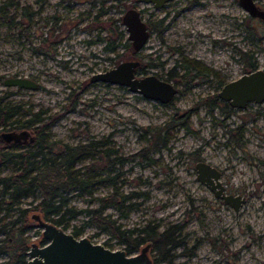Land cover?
<instances>
[{"label":"rangeland","instance_id":"1","mask_svg":"<svg viewBox=\"0 0 264 264\" xmlns=\"http://www.w3.org/2000/svg\"><path fill=\"white\" fill-rule=\"evenodd\" d=\"M6 1L10 0H0V7ZM21 1L32 6L31 0ZM203 2L202 9L171 11L167 20L166 9L138 4V0L125 2L126 6L111 11L99 22L94 21L93 13L82 15L89 9L83 6L71 14L62 12L61 19L68 18L59 24L62 31L57 33L55 8L30 19L31 14L20 12L22 6L11 7L8 13H0V97L8 94L5 100L23 105V111L32 108L34 112H47L44 116L52 125L48 132L53 153L64 144L91 140L106 141V148L120 149L129 158L122 167L120 192L140 196L134 199L137 206L127 218H121L114 208L107 213L123 229L150 222L159 223L162 229L167 225L179 227L182 246L171 252L170 264H264V102L250 103L229 114L220 107L212 108L226 103L218 94L224 83L252 71L238 50L248 53L256 70L264 69V52L260 50L264 48L260 43L264 24L248 18L233 0ZM134 5L146 10L143 18L147 22L163 20L164 27L169 25L162 38L152 35L135 57L125 46L132 45L122 21L126 9ZM120 32L125 34L122 39ZM99 37L111 41L117 53L109 52L106 42L85 44ZM57 41L61 42L55 54L52 44ZM40 48L48 54H38ZM131 59L142 62L139 76L156 74L166 78L180 61L188 65L199 62L209 71V77L199 83L195 78L179 84L178 94L167 104L126 86L92 81L95 74ZM60 61L68 62L66 68ZM174 73L183 75L185 70L176 67ZM13 76L34 79L39 88L5 86L4 80ZM174 117L187 121L190 129L177 130L168 147L160 152L146 149L151 137L147 129ZM2 132L0 128V135ZM4 150L0 144V152ZM140 152L142 155L133 157ZM199 160L222 170L227 192L246 198L239 212L197 180L195 165ZM92 161L87 158L81 166ZM0 171L11 172V163H0ZM111 190L110 183L103 182L95 196L106 197ZM89 199L75 195L71 203L85 208ZM32 200L27 199L25 205ZM86 219L81 215L73 224L82 227ZM33 223L29 231L32 242L43 246V228ZM81 237L113 251L127 249L92 226L84 227ZM3 259L6 257L0 261Z\"/></svg>","mask_w":264,"mask_h":264},{"label":"trees","instance_id":"2","mask_svg":"<svg viewBox=\"0 0 264 264\" xmlns=\"http://www.w3.org/2000/svg\"><path fill=\"white\" fill-rule=\"evenodd\" d=\"M109 10H105L106 16ZM31 19L33 15H28ZM98 16L96 20H98ZM151 36L156 34L159 38L165 31L164 21H148ZM124 32L119 33L122 39ZM102 42L108 45L109 52L117 53V47H111L112 42L104 38ZM132 56L137 52L125 44ZM244 60L245 66L254 70L247 52L238 50ZM176 67L185 70L183 75L172 71L171 77L177 78L181 83H187L198 76V71L203 67L199 62L191 65L185 62H177ZM175 67V68H176ZM194 73V74H192ZM8 94L0 97V128L3 131L28 129L34 135V140L27 143H6L0 135V144L5 148L0 152V163H11L12 171L3 173L0 171V264H26L28 253L32 245L29 231L34 226L33 221L39 224V219L50 222L65 230L72 227L75 237H81L84 227L92 226L110 235L111 239H117L127 247L126 252L133 254L143 248L149 247V255L155 253L152 264L161 262L171 263V252L182 246L179 240L180 228L175 225H167L163 229L159 223L150 222L143 226L122 228V225L111 214L109 208L118 211L121 218H127L129 212L137 204L134 201L140 194L135 192H120L122 167L129 158L124 157L118 148H106V141L91 140L75 145L64 144L56 153L49 148L51 129L46 123L47 112H34L32 108L23 111V105L6 101ZM220 107L222 111L231 113L228 103L212 106ZM25 118V119H23ZM179 129L189 130L187 121L174 117L163 125L153 129H147L149 144L145 147L152 152H160L168 147V144ZM140 152L137 155H142ZM132 157V158H133ZM92 158L88 165L81 163ZM103 182H109L112 190L106 196H95L98 186ZM75 195L89 196V204L85 208H79L71 202ZM33 200L25 205L26 200ZM94 203V204H93ZM81 215L87 219L82 227L73 224ZM40 225V224H39ZM46 242H43L45 245Z\"/></svg>","mask_w":264,"mask_h":264},{"label":"water","instance_id":"3","mask_svg":"<svg viewBox=\"0 0 264 264\" xmlns=\"http://www.w3.org/2000/svg\"><path fill=\"white\" fill-rule=\"evenodd\" d=\"M174 0H139V3L153 5L155 9H162L167 3ZM241 6L253 18H264L253 0H240ZM128 40L135 51L140 52L151 38L147 21L138 9L128 10L123 17ZM142 65L138 59L125 60L116 67L102 73L95 74L92 81L126 86L130 91L139 93L148 99L163 104L171 102L178 94V88L172 81L161 78L156 74L137 76V69ZM7 87H19L37 90L39 83L26 76H13L4 80ZM221 100L229 102L233 108L244 109L250 103L264 102V70L257 69L244 74L240 78L228 82L219 93ZM2 139L7 142H31L34 135L28 129L8 130L1 133ZM197 180L204 184L214 196L224 201L239 212L246 202L241 195L227 192L221 180L223 172L208 161L196 162ZM43 228V239L46 245H32L28 253L27 264H152L149 247L143 248L138 254H129L126 251H113L103 245L93 243L89 237H75L72 232L58 227L50 222L40 220Z\"/></svg>","mask_w":264,"mask_h":264},{"label":"flooded vegetation","instance_id":"4","mask_svg":"<svg viewBox=\"0 0 264 264\" xmlns=\"http://www.w3.org/2000/svg\"><path fill=\"white\" fill-rule=\"evenodd\" d=\"M127 1H129V0H31L32 6L31 5L27 6L26 2L24 4H22L21 0H10V1H6L3 3V6L0 7V13H3V12L8 13L7 10H9L11 7H14V6H18V7L22 6L20 8V12L22 13V15L23 14L25 15L26 13L31 14V15H41L42 13H45L47 10L55 8L56 14L53 18H54V23L56 24L55 31L57 33V32L62 31L59 24L61 25L62 23L66 22V20H67L66 18H68V16H67L65 19H61L60 16H62L61 15L62 12L65 14H71V13L75 12L78 8L83 7V6H87L89 9L87 8L88 10L86 12H82V15H89L90 13H93L95 16V17H93L94 21L99 22L100 19L104 17L103 14H104V11L106 9L109 10V13L113 10L114 11L120 10L121 7L126 6L125 2H127ZM203 1L204 0H174V1L167 3L162 9H166L168 11V13H166L167 14L166 20H167L171 16L170 12L174 11V10L176 12H178L179 10L180 11L181 10L182 11H189V10H193V9H202V6H204ZM233 1L236 5H239L244 10V8L241 6L240 0H233ZM108 2H110V5H107ZM253 2L255 4V6L260 11L264 12V0H253ZM138 4H141V3H139V0H138ZM180 5H182L184 7H182L180 9L178 7ZM151 6H153V5H151ZM132 7H133L132 9H138L137 5H134ZM176 7H178V8H176ZM128 10H130V9H128ZM128 10L126 9L125 13ZM138 10H140V9H138ZM140 12L143 15L146 12V10L141 9ZM246 13H247L248 18L249 17L253 18L248 14V12H246ZM4 14H6V13H4ZM97 16L99 17L98 20H96ZM253 19L264 24V18H253ZM165 28H166L165 31L168 30L169 25H166ZM100 29L101 28H99V30ZM103 39L104 38L99 37L96 41L95 40L87 41L85 44L90 45V46L95 45L97 43L102 42ZM60 42L61 41H57V42L52 44V48L54 49L53 53L56 54V52H57L56 47L60 46ZM260 43H264V39L261 40ZM260 50L264 52V48H260ZM38 54L44 55V54H48V53L46 51L41 50V48H40V49H38ZM60 63L66 68V65L68 62L67 61H60ZM200 66L203 67L201 64H200ZM174 69H176V68H174ZM255 70H256V68L252 71H255ZM262 70H264V69H262ZM172 71L173 70H171L168 73V76L164 79L169 80L171 77ZM137 76H139L138 69H137ZM139 77H141V76H139ZM208 77H209V71L206 68L205 69L202 68L201 70L198 71V76L196 78L199 80L197 83L204 81ZM169 81H172L173 84L178 88V91H179V84H181V82H179L176 77L169 80ZM192 81L193 80H188V82L186 84H188ZM227 83H224L220 87V91L218 92V94L222 91V89L224 88V86ZM220 84H222V82H220ZM218 86H219V84L216 85V87H218ZM226 103H228L230 105L229 102H226ZM230 107L232 110L236 109V108H233L231 105H230ZM21 143H27V142H21Z\"/></svg>","mask_w":264,"mask_h":264},{"label":"bare ground","instance_id":"5","mask_svg":"<svg viewBox=\"0 0 264 264\" xmlns=\"http://www.w3.org/2000/svg\"><path fill=\"white\" fill-rule=\"evenodd\" d=\"M7 143V142H6ZM12 143V142H11ZM15 143V142H14ZM19 144V143H18Z\"/></svg>","mask_w":264,"mask_h":264}]
</instances>
